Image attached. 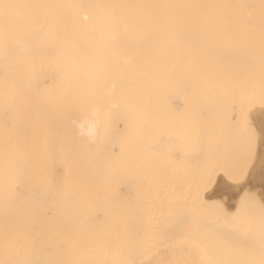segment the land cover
Listing matches in <instances>:
<instances>
[{
  "label": "bare ground",
  "instance_id": "obj_1",
  "mask_svg": "<svg viewBox=\"0 0 264 264\" xmlns=\"http://www.w3.org/2000/svg\"><path fill=\"white\" fill-rule=\"evenodd\" d=\"M204 103L264 111V0H0V264H264L188 175Z\"/></svg>",
  "mask_w": 264,
  "mask_h": 264
},
{
  "label": "rangeland",
  "instance_id": "obj_2",
  "mask_svg": "<svg viewBox=\"0 0 264 264\" xmlns=\"http://www.w3.org/2000/svg\"><path fill=\"white\" fill-rule=\"evenodd\" d=\"M214 104V105H213ZM234 104V103H233ZM237 104H239V103H237ZM217 105V106H216ZM223 105L224 104H220V103H204L203 104V106L200 104V109H202V107L203 108H205L206 106H208V107H206L204 110V112L200 115V113L199 114H197L196 116H190V117H188L187 118V121L188 122H190V123H192V124H190L191 125V128L188 130L187 129V133H188V135H187V133L186 134H184V136H182L181 137V140H180V142H183V144H185V147L187 148V150H189V158H187V160H188V163H189V165H190V168L187 170L188 171V175H189V177H192L195 173H196V170H197V168H195V166L193 165L192 166V164H195L196 162H197V157H200L201 155V158H198V160L200 159H202L201 160V163L203 164V166L205 167V169H208V168H211L210 170L208 169L207 170V173H209V175L207 176V180H206V191L207 192H212L213 190H214V188L216 187V184H218V181H220L221 179L225 182V184H226V187H228V188H226L225 189V184H224V182L222 181V189H221V191H223V189H224V192L223 193H221L222 194V196H221V194L219 195V197H218V199L216 200V202H217V204H218V202H219V204L218 205H220V206H222V205H227V206H233V205H235L236 204V202L238 201V200H240V203H239V205L241 206L242 205V207H243V204L244 203H242V202H245V200H247V204H246V207H243V209H244V211H243V209L239 206V220H241V219H244L246 216L245 215H247V212H248V210H249V212H250V214H249V212H248V215L249 216H252V213H253V216L252 217H254V218H257V223L258 224H256L255 225V228L254 229H252V231L251 232H254L253 233V235L256 237V238H253L254 236H251V242H253V244L255 243L256 244V248L255 249H253V253H256L257 252V254L256 255H259V256H256L255 254H253V256H254V258L253 259H259L260 260V258L261 259H264V257H263V255H264V231H262V230H264V218H260V216H264V202H263V197H264V194H263V192H264V186H261L262 184H261V182H260V185H258L259 184V182H257L256 180L257 179H259L258 177H259V172H261L262 170H264V159L262 160V157L264 156H262V154H264V138L262 137V136H264V135H262L261 136V134H264V129H263V131H261L262 130V128H264V114H262V113H264V111H262V113H261V116H259L258 114H257V111H255L256 112V117H254L255 116V112H254V110L252 111L249 107H248V110H247V108L244 110V111H241V113H239V112H237V113H232V114H228V113H225L224 112V109H223ZM209 108V109H208ZM218 110H217V109ZM249 109H250V111H249ZM222 110H223V112H222ZM221 112V113H220ZM249 112H251V114H253L254 116L252 117L251 116V114L249 113ZM253 112V113H252ZM261 112V111H260ZM247 113V114H246ZM258 113H259V111H258ZM225 114V115H224ZM228 114V115H227ZM235 114V115H234ZM241 115L242 114V116H240L239 117V115ZM260 114V113H259ZM232 115V116H231ZM249 116L251 119H253V120H251V119H249L247 116ZM257 115H258V117H257ZM236 116H237V118H236ZM212 117V118H211ZM224 117V118H223ZM246 117V118H245ZM254 118L256 119L257 118V120H258V118H259V121H257L256 120V122L257 123H260V124H257L256 122H255V120H254ZM230 119L232 120V121H230ZM234 119V120H233ZM239 119V120H238ZM206 120V121H205ZM235 120H237V121H235ZM245 120V121H244ZM248 120H249V124H248ZM261 120V121H260ZM204 123H203V122ZM220 121V122H219ZM235 121V122H234ZM250 121H253V124H252V122H250ZM263 121V122H262ZM201 122V123H200ZM217 122H219V123H217ZM239 122V123H238ZM254 122H255V124L256 125H258V126H256L255 124H254ZM261 122H262V124H261ZM209 123V124H208ZM233 123H234V125H233ZM237 123H238V125H237ZM201 124L203 125V126H201ZM247 126H246V125ZM209 127H208V126ZM262 125V126H261ZM219 126V127H218ZM251 126V127H250ZM254 126V127H253ZM262 127V128H261ZM203 128V129H202ZM204 128H205V130H206V128H207V131H205L204 130ZM244 128H247L246 130H244ZM256 128V129H255ZM260 128V130H258ZM203 130V131H202ZM251 130H252V132H251ZM212 131V132H211ZM258 131V132H257ZM201 132V133H200ZM211 132V133H210ZM222 132V133H221ZM262 132V133H261ZM206 135H205V134ZM209 133V134H208ZM254 135H253V134ZM257 133V134H256ZM201 134V135H200ZM203 134V135H202ZM232 135V136H231ZM242 135H244V136H242ZM251 136V137H250ZM207 137V138H206ZM244 137V138H243ZM247 137V138H246ZM253 137V138H252ZM259 137V138H258ZM260 137H262V138H260ZM202 138V139H201ZM204 138V139H203ZM249 138V139H248ZM255 138V139H254ZM239 139H240V141H239ZM252 139H254V140H252ZM262 140L261 142L263 143H261V142H259L260 140ZM259 140V141H258ZM253 141H255L254 142V145L255 146H253L251 149H253V150H251L250 149V147H251V145H253V143L252 144H250V142H253ZM203 143V144H202ZM230 143V144H229ZM234 143V144H233ZM235 143H236V145H235ZM259 143V144H258ZM260 143H261V146L263 147H261L260 146ZM207 144V145H206ZM248 144V145H247ZM203 145H205L204 147H203ZM233 145V146H232ZM247 145V146H246ZM258 145V146H257ZM202 146V147H201ZM242 146H243V148H242ZM248 146H250V147H248ZM206 147V148H205ZM239 147V148H238ZM245 147V148H244ZM229 148V149H228ZM233 148V149H232ZM235 148V149H234ZM231 149V151L229 152V150ZM240 149V150H239ZM249 149V150H248ZM204 150V151H203ZM236 150V151H235ZM243 150V151H242ZM247 150V151H246ZM235 153H234V152ZM252 151H254V152H251ZM256 151V152H255ZM197 152H199V154L197 153ZM229 152V153H228ZM238 154H237V153ZM247 152H248V154L249 155H247ZM195 153V154H194ZM244 153H246V154H244ZM250 153H251V157H249L250 156ZM199 155V156H197V155ZM206 154V155H205ZM210 154V155H209ZM261 154V155H260ZM192 155V156H191ZM196 155V156H195ZM211 155H213V156H211ZM229 155H231V156H229ZM235 155V156H234ZM239 155V156H238ZM241 155H243V156H241ZM247 155V156H246ZM257 155V156H256ZM261 157H260V156ZM195 156V157H194ZM236 156H238V157H236ZM254 156V157H253ZM258 156L260 157L259 159H257L258 158ZM176 157H178L177 155H176ZM244 157H245V159H244ZM247 157H249L248 159H250V160H252V162L254 161V163L255 164H253V163H251L250 164V162H248L247 160ZM211 158V159H210ZM229 158V159H228ZM239 158V159H238ZM264 158V157H263ZM232 159V160H231ZM235 159V160H234ZM237 159H238V161H237ZM257 159V160H256ZM229 160H230V163H229ZM261 160V161H260ZM211 161V162H210ZM235 161V162H234ZM241 161V162H240ZM243 161H245L244 163H243ZM199 162V161H198ZM197 162V163H198ZM248 162V163H247ZM258 162V163H257ZM261 162V163H260ZM247 163V164H246ZM258 164V166L259 167H256L255 165H257ZM227 164V165H226ZM245 164V165H244ZM248 164L250 165V167L248 166ZM254 165V169H255V167H256V171L255 170H253V167L251 166V165ZM193 168H192V167ZM246 166H248V168L246 167ZM220 167V168H219ZM246 168L245 170H243L244 168ZM252 167V168H251ZM258 168V169H257ZM218 169H222V170H219V174L217 173V171H218ZM242 170V172L244 171V173H242L241 172V170ZM247 169H248V171H247ZM252 169V171H254L252 174H250L251 176L253 175V178H254V176L255 175H257L258 174V177L256 178V176H255V178L252 180H250V179H245V178H247L246 176H249V170H251ZM227 171V172H226ZM235 171V172H234ZM247 171V174L248 175H246L245 174V172ZM259 171V172H258ZM241 172V173H240ZM256 172V173H255ZM228 173H229V175H228ZM239 173V174H238ZM231 174L233 175V177H240L239 179H238V177L237 178H235V179H237V181L236 180H234V179H232L233 177L231 176ZM245 174V176H242V175H244ZM255 174V175H254ZM221 175V176H220ZM227 177H229V178H231V179H229V178H226V176ZM241 175V176H240ZM222 176H223V178H222ZM251 176H249V177H251ZM221 177V178H220ZM242 177H244L243 179H242ZM226 178V179H225ZM229 179V180H228ZM230 180H234V182L232 183V181H230ZM238 180L240 181V182H238ZM241 180H243L242 182H241ZM245 180H246V182L248 181V180H250V182L252 181V182H254L255 183V185H253V183H252V185L249 183V181L247 182V183H245L246 185L244 186V184H243V187H242V185H241V183H244L245 182ZM215 181V182H214ZM237 183H236V182ZM227 182H228V184L229 185H231V183H232V185L231 186H227ZM256 182L258 183V184H256ZM236 183V185H234ZM241 185V187H240V189H239V184ZM247 184H248V186H247ZM251 186H250V185ZM224 185V186H223ZM257 185V186H256ZM232 186H234V188H235V186L237 187L238 186V189L237 188H232ZM247 186V187H246ZM253 186V187H252ZM212 187V188H211ZM224 187V188H223ZM230 188L233 190L234 189V193L233 194H236V196H237V199H236V196L234 197V195L232 196V194L230 193V196H229V194L228 193H226L227 191H229L230 190ZM241 188H243L242 190V192H236L235 193V190L237 191H240L241 190ZM246 190H245V189ZM260 188V189H259ZM262 188V189H261ZM208 189V190H207ZM247 190H249L250 192H247ZM261 190V191H260ZM220 191V192H221ZM245 191V192H244ZM230 192V191H229ZM251 192H253V193H251ZM255 192V193H254ZM257 192V193H256ZM243 193V194H242ZM244 193H248V194H250L249 195V198H248V196L246 195H244ZM255 195L254 196V198H252L253 196L252 195ZM226 195V196H225ZM239 195H241L242 197H240ZM256 195H258V197H260V199L259 198H255V197H257ZM233 197V199H231L232 197ZM244 196V197H243ZM231 199H229V198ZM245 197L247 198V199H245ZM225 198V199H224ZM241 198H243V200L241 199ZM250 198H252V201H250L251 199ZM222 199V200H221ZM231 201H229V200ZM255 199L257 200V201H255ZM220 200V201H219ZM235 200V201H234ZM223 201V202H222ZM229 201V202H228ZM228 202V203H227ZM251 202V203H250ZM258 202H259V204H258ZM232 203V204H231ZM254 203V205H251V204H253ZM255 203H257V204H255ZM260 203H262V204H260ZM244 204V205H245ZM249 205H251V207H250V209H248V206ZM219 206V207H220ZM256 206L258 207V208H256ZM252 208H254V211L256 210V212H254L253 211V209ZM262 208V209H261ZM237 211V212H238ZM252 211V212H251ZM258 211V212H257ZM263 212V215H261V213ZM255 214V215H254ZM257 215V216H256ZM242 216V217H241ZM260 219V220H259ZM263 219V220H262ZM258 220H259V222H258ZM260 223V224H259ZM261 224H263V226L262 227H260V225ZM257 226H259V227H257ZM261 229V230H260ZM254 230V231H253ZM258 230V231H257ZM260 230V231H259ZM256 231V232H255ZM259 232H261V233H263V234H261V233H259ZM258 235H261L260 237L259 236H257V234ZM256 234V235H255ZM263 236V237H262ZM260 238H262L263 239V241H261L260 242ZM253 239H255V240H253ZM260 239V240H259ZM257 240V242H255ZM259 240V241H258ZM259 242H260V244L261 245H263L260 249V251H259V249H258V247H260L261 245L259 244ZM263 248V249H262ZM259 252H261V254H259ZM263 253V254H262ZM261 255V256H260ZM256 257V258H255ZM260 257V258H259ZM263 257V258H262Z\"/></svg>",
  "mask_w": 264,
  "mask_h": 264
},
{
  "label": "snow or ice",
  "instance_id": "obj_3",
  "mask_svg": "<svg viewBox=\"0 0 264 264\" xmlns=\"http://www.w3.org/2000/svg\"><path fill=\"white\" fill-rule=\"evenodd\" d=\"M90 133H91V129H89Z\"/></svg>",
  "mask_w": 264,
  "mask_h": 264
}]
</instances>
